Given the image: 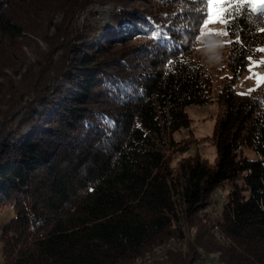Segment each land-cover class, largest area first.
<instances>
[{"label": "trees", "instance_id": "1", "mask_svg": "<svg viewBox=\"0 0 264 264\" xmlns=\"http://www.w3.org/2000/svg\"><path fill=\"white\" fill-rule=\"evenodd\" d=\"M91 1L109 23L73 28L65 53L52 45L48 61L65 62L0 122V208L13 210L1 264H264V84L235 90L247 58L264 57V11L234 12L225 39L239 42L214 61L198 50L204 0H0V50L33 31L28 18L70 23ZM213 102L215 162L172 167L186 107Z\"/></svg>", "mask_w": 264, "mask_h": 264}, {"label": "rangeland", "instance_id": "2", "mask_svg": "<svg viewBox=\"0 0 264 264\" xmlns=\"http://www.w3.org/2000/svg\"><path fill=\"white\" fill-rule=\"evenodd\" d=\"M111 9L107 4L101 5L96 1H91L75 18L71 19L70 23L62 19V14H55V19L52 23L43 25L37 24L38 22L36 20L28 18L29 20L27 22L30 26H33V31H26L21 37L14 39V42H6L3 44L0 50V122H3L1 128L6 126V129L12 118L17 114V112H13L9 120L6 118L13 107L18 106V100H21L20 102L23 101L20 98L21 96H18L24 89L23 85L33 86L35 82H38V79L43 77L49 65L53 63L61 65L62 61L65 60L66 57L57 61L51 58L49 62L48 56H45L50 55V47L52 45L62 47V51L65 53L66 50L68 51L74 35L73 28L82 29L86 25H90L91 27L107 25L109 23ZM223 31L224 29L221 24H212L208 28L201 30V32L205 33L203 36H199L200 44L198 50L202 56L212 57V54L207 49L213 44L218 43L220 45L226 40L225 37L209 35L208 33H221ZM79 41H76L74 44L80 43ZM219 48L221 49L222 55L224 50H226L225 46H219ZM52 56L54 55L52 54ZM37 65H43V68L40 74L35 76L34 73H37ZM253 72L264 75V66L254 68ZM222 73L224 74L225 71H222ZM250 76L252 78H249ZM255 86H257L256 77L246 70L236 82L235 90L238 93H248ZM219 110L220 107L216 102L201 106L189 105L186 107V112L191 119L190 126L188 129H182L174 133V138L176 140L188 139L187 151L182 155H174L172 157V167H176L178 159L181 158L180 156H188L195 153L211 164L215 162L217 154L216 148L212 144L211 136ZM227 192L228 187H225V189L215 190V195L212 193V204L210 206L213 209L212 216L220 217L222 206L227 198ZM12 217L13 210L10 206L0 208V227ZM214 260V256L209 258L212 264H216Z\"/></svg>", "mask_w": 264, "mask_h": 264}, {"label": "snow or ice", "instance_id": "3", "mask_svg": "<svg viewBox=\"0 0 264 264\" xmlns=\"http://www.w3.org/2000/svg\"><path fill=\"white\" fill-rule=\"evenodd\" d=\"M206 3V11L204 13V19L200 27L202 29L208 28L212 24H221L224 31L221 33H208L209 35H219L222 37H228L230 28L229 25L232 24L230 17L234 15V12L239 11L241 8L246 9L247 6H251L252 12L259 14L264 11V0H204ZM260 21L264 23V17H259ZM205 33L201 32V36ZM200 37H197L199 39ZM239 41L224 40L220 47L231 46L233 43H238ZM257 51L264 53V47L257 49ZM249 60V67L247 70L252 73L257 79V86L264 84V75L253 72L254 68H258L264 65V57L259 60H253L252 57L247 58ZM169 64L172 61L168 62ZM249 78H252L251 76Z\"/></svg>", "mask_w": 264, "mask_h": 264}, {"label": "clouds", "instance_id": "4", "mask_svg": "<svg viewBox=\"0 0 264 264\" xmlns=\"http://www.w3.org/2000/svg\"><path fill=\"white\" fill-rule=\"evenodd\" d=\"M208 52L212 54V59L219 61L222 58L221 49L219 48L218 43L213 44L210 48L207 49Z\"/></svg>", "mask_w": 264, "mask_h": 264}, {"label": "bare ground", "instance_id": "5", "mask_svg": "<svg viewBox=\"0 0 264 264\" xmlns=\"http://www.w3.org/2000/svg\"><path fill=\"white\" fill-rule=\"evenodd\" d=\"M213 195H215V193L213 194ZM217 196V195H216ZM218 197V196H217ZM219 198V197H218ZM223 198V197H222ZM164 247H162V248H159V249H157L156 251H155V256L156 257H160V255H161V252H162V249H163ZM1 264V263H0ZM133 264H150V261L149 260H138V261H135ZM201 264H212L210 261H203Z\"/></svg>", "mask_w": 264, "mask_h": 264}]
</instances>
